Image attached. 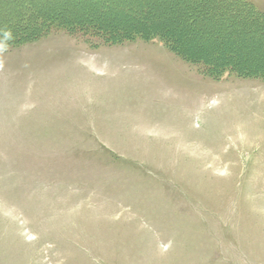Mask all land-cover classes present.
I'll use <instances>...</instances> for the list:
<instances>
[{
    "label": "rangeland",
    "instance_id": "rangeland-1",
    "mask_svg": "<svg viewBox=\"0 0 264 264\" xmlns=\"http://www.w3.org/2000/svg\"><path fill=\"white\" fill-rule=\"evenodd\" d=\"M204 1L38 6L168 22L194 57L261 67L264 26ZM30 10L0 0V29ZM99 41L0 42V264H264V77H215L159 37Z\"/></svg>",
    "mask_w": 264,
    "mask_h": 264
},
{
    "label": "trees",
    "instance_id": "trees-1",
    "mask_svg": "<svg viewBox=\"0 0 264 264\" xmlns=\"http://www.w3.org/2000/svg\"><path fill=\"white\" fill-rule=\"evenodd\" d=\"M213 1L216 0H205L204 4L209 5L208 2ZM233 1L241 5L244 10L254 16L256 22L264 26V11L260 10L253 2L250 0ZM26 4L31 10L30 12L27 11L25 18L26 25L24 28L19 27V25L17 26V23H12L9 27L5 26L0 29V42L3 46H16L37 39L53 29H66L73 34H80L90 38L94 37L100 40L98 42L100 44H116L138 37L143 39L159 37L169 45V47L176 48V50H178L176 51L177 53L183 55L189 61L201 64L206 72H210L211 75L215 77L223 75L227 71L237 75H259L264 77V64L261 67H257V64H254L251 67L252 69H248V65H245L244 62H238V60L235 61L227 57L209 56L207 54L201 57H194L191 51L186 50L179 44V35L183 34V29H175V27L169 25L168 22H164L165 25L162 26L151 27L153 22L146 25L143 21L149 23L150 20L140 17L142 21H137L138 23H131L124 26L118 23L110 25L101 21L102 18H104V16L102 17L101 11L87 12L86 15L78 14L79 16L76 15V12L68 11L65 14L60 13V15L56 10L54 11L53 8H50L49 11L41 9L38 6V0H26ZM146 13L148 12L146 11L143 16H145ZM192 13L193 12H189L188 16L191 17L193 23L195 19H193ZM11 14L13 15V13ZM186 16L187 14L184 12V17ZM12 17L16 21L19 15L14 12ZM186 25L188 27L187 23ZM261 35L264 36L263 33ZM252 64L253 63H251V65Z\"/></svg>",
    "mask_w": 264,
    "mask_h": 264
}]
</instances>
